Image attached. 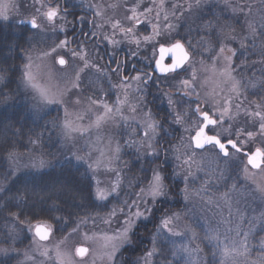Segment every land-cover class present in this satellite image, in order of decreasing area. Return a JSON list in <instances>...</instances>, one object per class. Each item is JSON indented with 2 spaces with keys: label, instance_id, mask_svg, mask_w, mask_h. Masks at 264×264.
Here are the masks:
<instances>
[{
  "label": "snow or ice",
  "instance_id": "obj_1",
  "mask_svg": "<svg viewBox=\"0 0 264 264\" xmlns=\"http://www.w3.org/2000/svg\"><path fill=\"white\" fill-rule=\"evenodd\" d=\"M85 3L89 12L77 15L70 10V0H29L27 4L0 0V21L15 15L21 17L20 23L31 26L21 30L25 41L18 45L24 56L25 86L39 105L63 106L62 117L39 130L29 129L27 134L23 128L0 123V152L8 163L7 170L0 172V216L6 214L0 256H22L17 264H84L94 255L93 264L97 260L115 264L114 253L118 255L120 245L132 235L131 220L125 221L118 234L86 231L92 219L87 211L75 219L57 214L63 211L56 204L65 191L63 185L17 186L25 158L20 147L27 149L28 168L43 172L50 166L43 151L45 136L58 134L68 145L95 131V139H89L83 149L95 159L89 160L79 151L70 158L88 162L95 195L106 199L109 189L103 184L101 169L110 171L122 151L120 143L105 134L113 126L126 128L129 146L139 155H171L184 182L182 199L187 203L199 200L213 218L198 232L189 223L182 225L184 212L162 216L159 230L151 235L150 248L137 258V264H157L158 257H163L160 264H175L176 258L183 264H264V9L258 4L222 0L221 13L228 10L231 17L212 15L207 19L202 14L206 0ZM241 20L243 23L235 22ZM149 25L150 33L144 30ZM76 27L88 31L73 38L69 29ZM51 34H56L55 39ZM100 40L112 49V59L104 64L99 62L104 57L96 48ZM122 44L130 46L133 57L154 67L133 62L129 74L127 60L116 58L115 50ZM6 76L0 71V82ZM103 81L109 89L103 87ZM153 85L168 106L163 120L147 104ZM110 91L116 93L111 102ZM165 124L178 126L183 135L167 140ZM17 132L26 144L9 139L10 133L16 136ZM232 172L238 179L230 186L225 184L226 190L217 195L213 188ZM197 179L198 186L194 184ZM120 181L121 177H116L113 190L119 188ZM164 181L152 172L144 189L148 204L165 194ZM132 211L133 219L147 216L135 206ZM24 231L32 234L31 243L21 249L17 241ZM57 231L62 235L54 241ZM162 238L169 245L167 254Z\"/></svg>",
  "mask_w": 264,
  "mask_h": 264
},
{
  "label": "clouds",
  "instance_id": "obj_2",
  "mask_svg": "<svg viewBox=\"0 0 264 264\" xmlns=\"http://www.w3.org/2000/svg\"><path fill=\"white\" fill-rule=\"evenodd\" d=\"M235 2L241 5L258 4L264 9V0H235ZM220 5L222 0H206L203 12L210 7L216 12ZM6 28L11 30L8 26H0V33ZM24 41L25 37L19 34L7 41L6 46H0V71L7 73L6 79L0 82V123L12 124L17 130L25 129L29 125L38 128L63 115V106L39 105L32 90L25 86L22 78L24 56L18 47L24 44ZM147 104L156 108L149 97ZM33 105L37 107L34 108ZM157 112L161 114L163 120V112L159 110ZM105 134L119 142L122 149L119 158L112 162L110 171L101 169L103 184L109 189L106 199L100 200L95 195L94 178L88 169V162H77L70 158L73 153L79 151L83 155H88L89 160L95 159L94 154L89 155L83 151L89 139H95V131L90 136L77 138L68 145L63 144L58 134L49 138L52 150L45 153V158L48 159L50 166L43 172H36L28 168L27 162L22 164V174L17 186H22L23 183L43 184L49 187L63 185L65 191L60 193L59 199L56 200L58 208L63 211L57 214H70L72 218H76L77 215L87 211L92 218L88 223L92 231L118 234L125 227V221L131 220L132 235L128 242L120 245L118 255L114 253L115 264H137V258L151 246V235L155 230H159L158 221L166 214L184 212L185 220L181 222L182 225L185 222L189 223L198 232L205 229L206 224L213 219L212 215H209L210 212L206 211L199 200L194 199L191 203H187L182 199L184 182L177 174V164L171 155L167 158L153 157L151 154L147 157L139 155L135 147L129 146L126 128L109 126ZM163 135L167 140L174 141L183 135V130L182 133H178L176 127L170 128L165 124ZM9 139L18 144L21 138L17 132L16 136L10 133ZM0 145H3L2 137H0ZM23 154L27 156V152ZM154 170L165 178V194L148 204L144 189ZM116 177H121L120 186L113 190L112 185ZM194 184H199V179L194 181ZM133 206L146 211L147 216L133 219L135 216L132 211ZM43 210L46 212L48 208L45 206ZM106 220L110 222L106 223ZM89 246L95 248L92 244ZM162 247L167 254L169 245L163 238ZM93 259L94 255L84 264H93ZM162 259L163 257H158L157 264H160ZM9 260L10 256H0V264H6ZM96 264H100V261L97 260ZM175 264H183V261L176 258Z\"/></svg>",
  "mask_w": 264,
  "mask_h": 264
},
{
  "label": "rangeland",
  "instance_id": "obj_3",
  "mask_svg": "<svg viewBox=\"0 0 264 264\" xmlns=\"http://www.w3.org/2000/svg\"><path fill=\"white\" fill-rule=\"evenodd\" d=\"M23 2H24L25 4H27V3L29 2V0H23ZM70 3H71L72 6H73V8H71V9H81V10L84 11V13L89 12V9H88V7H87V4L85 3V0H70ZM213 7H216V6H213ZM222 8H223V5H220L219 7H217L215 14H216V15H222V16L225 17V18H230L232 14H231L228 10H224V11L221 13V9H222ZM208 9H212V8H211V7H210V8H207L202 14L205 15V13H206V11H207ZM77 15H82V14H77ZM24 18L26 19V17H24ZM20 19H21L20 16H15V15H13V16H11V18H10L9 21H0V23H1V22H19V23H20ZM235 22H236L237 24H239V23H242V20H241V21H235ZM24 24H25V23H24ZM26 25H28V24H26ZM28 26H30V25H28ZM181 27H183V24H181ZM30 28H31V26H30ZM71 30H72V29H69L70 32H71ZM144 30H145L146 32L150 33V32H151V26H150V25L147 26ZM51 35L53 36V39H55V35H56V34H51ZM59 35H60L61 37H63V36H64V33H60ZM100 43L104 44V46H107L109 49H111V46L108 45L107 42H105V41H103V40H100ZM129 48H130L129 45H127V44H122V45H121L118 49H116L115 51H116V52L119 51V52H123V53H125V54L127 55V57H128V61H130V62H134L136 59L138 60L139 57H133V56L131 55V52H130ZM111 50H112V49H111ZM109 52H110V54H111L112 51H109ZM139 60H140V59H139ZM100 61H101V60H100ZM100 61H99V62H100ZM140 61H142V60H140ZM142 62L144 63L143 66L147 67V65L145 64V62H144V61H142ZM100 63H101V62H100ZM88 74H90V73H88ZM102 85H103V87H104L105 89H109V88H110V85L107 83V81H103V82H102ZM155 92H156V94H155L154 99H153V103L156 105L155 111L159 110V111H162V112L164 113V112L167 111V107H168L167 104H166V101L162 103V102H161V101H162L161 94H160L157 90H156ZM108 95H109L110 102H111V101H114V99H115V95H116L115 91H110ZM85 122H86V121H85ZM176 129H177V132H178V133H182V129H180L178 126L176 127ZM91 134H92V133H89V134H87V135L90 136ZM26 162H27V158H26V157H25L24 159L21 160V164H24V163H26ZM201 175H203V174H201ZM234 179H238V177L236 176L235 172H232V173H230V175H229V179H227L226 181L221 182L220 184L216 185V186L213 188V191H215V192L217 193V195H219V192H222V191L226 190V189H225V184H227V185L230 186L231 183H232V181H233ZM240 183L243 184V181L240 180ZM197 186H198V184H197ZM241 207L243 208V207H246V206H245L244 204H241ZM250 207L255 208L256 205H255V204H251ZM209 215H211V213H209ZM84 230H86V231L91 230V229H90V226H86V227L84 228ZM26 232H27V231H26ZM27 233H28V232H27ZM28 234H29V236L32 235L31 233H28ZM65 235H67V234H65ZM60 238H61L60 235H55V234H54L53 240H54V241H55V240H59ZM71 246H72L71 243H69V244L67 245V247H69V248H71ZM11 255H14V257H16V261H17V259H23L22 256L17 257V255H16L15 253H12ZM38 258H39V257H38ZM76 259H79V257H77ZM46 264H55V262H54V261H47Z\"/></svg>",
  "mask_w": 264,
  "mask_h": 264
},
{
  "label": "trees",
  "instance_id": "obj_4",
  "mask_svg": "<svg viewBox=\"0 0 264 264\" xmlns=\"http://www.w3.org/2000/svg\"><path fill=\"white\" fill-rule=\"evenodd\" d=\"M73 8V7H72ZM212 15H216L215 12H213V9H208L205 13V17L207 19L212 18ZM0 26H8L10 27V31L6 30L2 33H0V46H6L7 41L12 40V38L16 35L22 34L21 32L22 29H30V26L24 24V23H19V22H1ZM184 27V25H183ZM183 27H181L183 29ZM252 59H256L255 56L252 57ZM19 62V61H18ZM29 129H33V130H39L37 127H33L31 125L26 126V128L24 129L25 134L28 133ZM20 145L26 144V140L22 139L19 141ZM22 153H26L27 149L25 147H20L19 149ZM52 150V146L51 143L49 141L48 136H45V142H44V146H43V151L49 152ZM8 168V163L7 161L4 159V157L2 155H0V172H4L6 171ZM5 216H0V241H3L5 238V232L6 229L4 227L6 220H5ZM75 219V218H73ZM67 227V226H65ZM68 231H70V228H68ZM67 234V232H64L63 235ZM55 235H62L60 231H57L55 233ZM31 243V236H29V234L24 231L21 233L20 235V239L17 241V247L18 248H27L29 246V244ZM6 246V245H5ZM10 261L11 264H15L16 262V257H14V255H10Z\"/></svg>",
  "mask_w": 264,
  "mask_h": 264
},
{
  "label": "flooded vegetation",
  "instance_id": "obj_5",
  "mask_svg": "<svg viewBox=\"0 0 264 264\" xmlns=\"http://www.w3.org/2000/svg\"><path fill=\"white\" fill-rule=\"evenodd\" d=\"M70 10H71V11H74L76 14H84V11L81 10V9H70ZM88 28H91V25H89ZM88 28H85V29H82V28H80V27L73 28V29L71 30V32L74 34L73 38H75V34H76V33H80V32H82V31H88ZM87 39L92 40V39H98V38L88 37ZM96 48H97V51L99 52V55L104 57V59L100 61L101 64H104V63H106L108 60L112 59V56H111V54H110V52H109V51H112V50L109 49L107 46H104V44H102V43L99 42V43L96 45ZM116 53H117V56H116L117 59L125 58V59L127 60V63L125 64V70H126L129 74H131L132 71H133V69L131 68V64H132L133 62L128 61V57H127V55H126L125 53H123V52H119V51H117ZM134 62H136L140 67H145V66H143L144 63H143L142 61H140L139 59H138V60L136 59ZM113 66H114V65H113ZM147 67L151 68V67H154V65H152V66H147ZM157 75H159V74L157 73ZM155 91H156V86L153 85V86H152L151 93H150V95H149V99H152V100L154 99V96H155V94H156ZM149 106L152 107V105H149ZM154 110H155V108H154Z\"/></svg>",
  "mask_w": 264,
  "mask_h": 264
},
{
  "label": "water",
  "instance_id": "obj_6",
  "mask_svg": "<svg viewBox=\"0 0 264 264\" xmlns=\"http://www.w3.org/2000/svg\"><path fill=\"white\" fill-rule=\"evenodd\" d=\"M159 74V73H158Z\"/></svg>",
  "mask_w": 264,
  "mask_h": 264
}]
</instances>
